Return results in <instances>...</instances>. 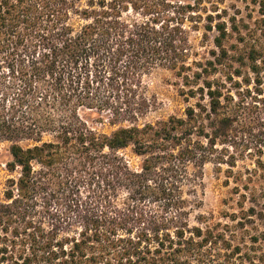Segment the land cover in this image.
Here are the masks:
<instances>
[{"label":"trees","instance_id":"1","mask_svg":"<svg viewBox=\"0 0 264 264\" xmlns=\"http://www.w3.org/2000/svg\"><path fill=\"white\" fill-rule=\"evenodd\" d=\"M254 2L253 29L206 15L215 49L193 72L184 25L198 29L202 0H0V145L17 173L0 190V264H264V186L249 184L264 178L253 158L264 151L253 116L264 107L253 95L264 94V0ZM157 68L182 79L187 104L147 120L142 77ZM81 109L115 129L94 131ZM240 159L253 167L234 176L238 210L192 224L183 186L207 163L229 176ZM39 201L46 227L31 218Z\"/></svg>","mask_w":264,"mask_h":264},{"label":"rangeland","instance_id":"2","mask_svg":"<svg viewBox=\"0 0 264 264\" xmlns=\"http://www.w3.org/2000/svg\"><path fill=\"white\" fill-rule=\"evenodd\" d=\"M202 6H205L206 11H202L203 18L199 21L198 29H195L193 22L185 21L184 28L188 30V42L190 44V57L186 61V65L191 66L192 71H197L196 64L198 62H205L206 59H211V50L215 47L212 44V36L214 30L206 32L202 26L206 24V15L219 14V18H216L213 22L218 20H227L230 17H235V20L243 21L248 24L249 29L254 28V21L259 17L257 13V6L254 0H202ZM127 16L131 18L134 16L133 12H129ZM244 30V29H242ZM206 33L205 37L203 34ZM230 44H238L234 40V36L226 42L229 47ZM241 46V43L240 45ZM237 64L233 65V68ZM224 72H219L216 75L210 76V78H222L224 79ZM234 79L240 80L234 76ZM246 85L242 84V87ZM252 89L253 84L249 85ZM187 86L183 84L182 79L175 74V71L157 68L150 73L142 77V86L140 88L141 93L148 100L146 102V119L158 120L166 118L169 115H181L187 102L184 101V95L181 90H186ZM254 93V92H253ZM257 96V100L264 98V94H253ZM193 99L189 100V103H193ZM256 113L254 117H259L264 123V107L262 104H258L254 109ZM79 113L87 121V124L91 129L98 133L109 134L115 129L114 126L108 125L106 122L107 113H103L101 119L89 110H80ZM259 140V139H258ZM255 144V142H254ZM7 143L0 145V190L3 187V183L6 178H11L17 175V173H9L6 171L4 165L10 156L7 151ZM127 157L131 160L132 164L138 162L139 158L132 155L129 151H126ZM254 155V153H252ZM260 156L264 158V151L260 154H255L253 158ZM253 167L252 161L249 159H240L237 161L236 166L233 168V173L229 176L226 172V166L222 165L218 168L212 163H207L203 167V175L201 180L193 184L192 186H183L184 197L188 200L191 206L190 221L193 224L195 217L199 214L208 216L209 221H229V214L238 210L236 205L239 198V193H235L234 187L237 184L234 181V176L237 171H242V178H246L245 168ZM250 186L255 185L256 190L259 191L264 186V178L254 179L249 183ZM241 189L240 192H243ZM53 207L55 204H52ZM248 206V204H246ZM31 218L34 222L42 223L43 227L47 226L45 217L48 214L47 205L41 201L37 202L31 211Z\"/></svg>","mask_w":264,"mask_h":264}]
</instances>
